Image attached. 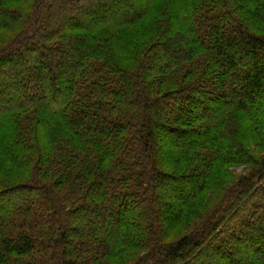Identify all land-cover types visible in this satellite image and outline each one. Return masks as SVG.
<instances>
[{"label": "trees", "instance_id": "1", "mask_svg": "<svg viewBox=\"0 0 264 264\" xmlns=\"http://www.w3.org/2000/svg\"><path fill=\"white\" fill-rule=\"evenodd\" d=\"M0 34V264H264V0H0Z\"/></svg>", "mask_w": 264, "mask_h": 264}, {"label": "rangeland", "instance_id": "2", "mask_svg": "<svg viewBox=\"0 0 264 264\" xmlns=\"http://www.w3.org/2000/svg\"><path fill=\"white\" fill-rule=\"evenodd\" d=\"M132 8L133 7H131L130 5L129 6H125V7H123L124 11H121V12H125L126 11L125 14H128V13H130L132 11L131 10ZM113 13H117L118 14L119 12L118 11L107 12V10L103 12L104 16H113L112 15ZM173 39L174 40L176 39V42H178V38L177 37L171 38V40H173ZM169 45L170 46L168 47V50H167V53H166L167 54L166 55L167 56V62H168L169 59L178 58L179 56H182V53L178 49V47L173 48V45L176 46L175 42H170ZM75 59L76 58H74V60ZM73 66H74L73 63L68 64L66 71L71 70L73 68ZM203 112H204V115H208L206 111H203ZM159 138H160L159 140H160L161 148H162L161 151L164 152L165 154H168L170 152V149L172 148L171 144H173V142H176V141L183 142V141L188 140L186 135L185 136H172V134H170L168 132L166 134L161 132ZM241 168H242L241 166H234V165H219L218 167H216L213 170V181H212L213 190L215 192H217L218 189L216 187V184L223 183V182H226V181H231L232 177L235 176L236 173L241 171ZM7 170H8V166H6L0 172L1 174H3L2 177L4 179H6V180L16 181V180H18L19 178H21L23 176L22 172L19 171V170L12 169V170H10V172H8ZM187 232H188V230L186 228L177 229L171 235L170 241L179 239L180 237L184 236Z\"/></svg>", "mask_w": 264, "mask_h": 264}]
</instances>
